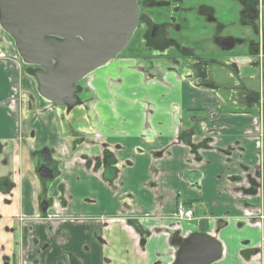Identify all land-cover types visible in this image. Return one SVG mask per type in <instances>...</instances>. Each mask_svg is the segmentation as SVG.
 Instances as JSON below:
<instances>
[{"label":"crops","instance_id":"crops-1","mask_svg":"<svg viewBox=\"0 0 264 264\" xmlns=\"http://www.w3.org/2000/svg\"><path fill=\"white\" fill-rule=\"evenodd\" d=\"M263 46L207 68L155 63L159 74L113 59L89 74L84 122L67 131L73 112L39 94L0 36V179L13 184L0 191V264H170L193 233L220 242L211 264H264ZM42 146L59 162L46 214L30 159Z\"/></svg>","mask_w":264,"mask_h":264},{"label":"water","instance_id":"water-1","mask_svg":"<svg viewBox=\"0 0 264 264\" xmlns=\"http://www.w3.org/2000/svg\"><path fill=\"white\" fill-rule=\"evenodd\" d=\"M137 22L136 0H0V27L54 106L75 104L76 84L117 57ZM221 252L216 238L193 233L171 264H211Z\"/></svg>","mask_w":264,"mask_h":264},{"label":"flooded vegetation","instance_id":"flooded-vegetation-1","mask_svg":"<svg viewBox=\"0 0 264 264\" xmlns=\"http://www.w3.org/2000/svg\"><path fill=\"white\" fill-rule=\"evenodd\" d=\"M136 4L138 9L136 28L128 43L116 58H133L141 66H144L145 69H149L150 66L155 67V63L162 64L167 60L176 62L189 58L196 61L199 66L207 68L211 64L209 62L214 60V58H208V54L216 55L214 51L207 50V44L208 46L211 43L215 44L220 51V56L218 57H222L227 53H231L235 46L244 41L251 49L255 48V44L261 42L262 45L264 42L260 26L264 23V18H262V13L264 14V0H224V12L230 17L228 21L217 17V9L214 6L213 0H136ZM184 26H207V28L209 26L210 31H208V35L205 34L204 38L200 41L202 46L205 47L204 49L200 50L197 48L195 52L190 53L186 50L188 46L196 48L200 44L198 42L193 43L190 40L186 43L182 39ZM233 26H239L243 30V37L234 36L230 33ZM224 31L226 33L223 34ZM128 47L132 48V50L144 49L146 53L133 55L131 53H135L136 51L127 52L126 49ZM263 49L264 46L260 50L263 51ZM219 63L224 65L223 61ZM32 68L34 70L37 67L32 66ZM78 83L76 84L74 93L76 97L75 103H77L78 99ZM51 105L53 107L62 106L64 110H66L65 107H71L66 104L54 106L51 103ZM32 154L30 158L31 167L41 184L40 194L36 201L37 209L39 212L46 214L52 206L49 189L51 183L56 178L59 162L54 158L53 152L48 146H42V148ZM40 170H42L43 174H51L52 177H41ZM12 188L13 184L8 178L0 179V191L2 193L10 195ZM3 203L9 204L10 200L6 199ZM5 229L8 230L7 228ZM178 247L174 252L173 261L175 260Z\"/></svg>","mask_w":264,"mask_h":264},{"label":"rangeland","instance_id":"rangeland-1","mask_svg":"<svg viewBox=\"0 0 264 264\" xmlns=\"http://www.w3.org/2000/svg\"><path fill=\"white\" fill-rule=\"evenodd\" d=\"M213 3H214V6L217 9V12H216L217 17L222 19V20H227V21L230 20V17L227 16L226 13L224 12V0L221 1L222 5L220 3V0H213ZM226 5H227V2H226ZM262 18H264V14L263 13H262ZM260 26H261V29H262V32H263V40H264V23H262ZM184 28H185L184 31H182V39L186 43H188L189 42L188 40H190L193 43H197L198 42L200 45H202V43H200V41L204 38L205 34L208 35V31H210L209 26H208V28H207V26H189V27L184 26ZM224 33H226V31H224L223 34ZM230 33L232 35H234V36L237 35L239 37H243L242 36L243 35V30H241V28L239 26H233V28L230 30ZM0 36H1V38H6L7 40L11 41L12 44H13V41H12L11 37L1 27H0ZM218 49L219 48L213 43H211L209 46L207 44V50L208 51H214V54H216V55L208 54V56H213V57L220 56V51ZM126 50H127V52L136 51L135 53H131L133 55L134 54L137 55V54H145L146 53V51L144 49L143 50H132V48L128 47ZM207 50H206V52H207ZM238 52L239 51L232 52V53H227L226 55H223V56L228 57L230 54H235V53H238ZM197 53H199V52H197ZM203 55H205V54H203ZM125 61L127 62L129 60H125ZM109 62H112V60L109 61ZM134 62H136V60H131V65H134ZM136 64H139V63L136 62ZM138 66L141 67V70L144 72V74L151 73L153 70H156V69H159V70L153 71V72H156V74H159V71H160V68H161V66L158 67L156 65H155L156 67H152V69L150 67H149V69H145L144 66H141L140 64ZM110 69L112 70L111 67H110ZM89 74L87 76H85L82 80H80L79 83H78L79 86H78V92H77V96H78L77 103H75L74 105H72L69 108L65 107L66 110H63L62 114L66 115V116H69L70 113L73 112V115H72L73 116V121H71L68 124L62 123V125L64 126V128L67 131H75V130H77L84 122L83 121V116L80 115L81 114V110L79 111V113H76V112H78L77 110H79V108L81 107V104L83 102V98H85V94H83V92L89 86V83H90V80H91L90 77H89ZM92 74H96V73H92ZM61 117L64 119L65 116H61ZM61 117H60V120H61ZM96 167H98L97 164H96Z\"/></svg>","mask_w":264,"mask_h":264},{"label":"built area","instance_id":"built-area-1","mask_svg":"<svg viewBox=\"0 0 264 264\" xmlns=\"http://www.w3.org/2000/svg\"><path fill=\"white\" fill-rule=\"evenodd\" d=\"M176 217L179 219H191L192 218V210L190 207H186L182 202L177 204L176 210ZM259 223L264 227V216H259Z\"/></svg>","mask_w":264,"mask_h":264},{"label":"trees","instance_id":"trees-1","mask_svg":"<svg viewBox=\"0 0 264 264\" xmlns=\"http://www.w3.org/2000/svg\"><path fill=\"white\" fill-rule=\"evenodd\" d=\"M26 70H27V72H28L30 75L33 76V68H32V66H30V65H26ZM104 155H105V157H110V159H111V157H112L111 153H110L108 150H105V151H104ZM111 163H113V158H112V162H111Z\"/></svg>","mask_w":264,"mask_h":264}]
</instances>
